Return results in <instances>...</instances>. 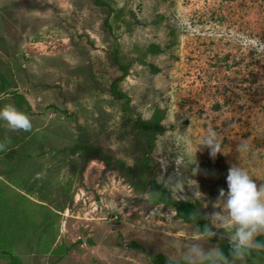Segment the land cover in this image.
Wrapping results in <instances>:
<instances>
[{
    "label": "rangeland",
    "instance_id": "obj_1",
    "mask_svg": "<svg viewBox=\"0 0 264 264\" xmlns=\"http://www.w3.org/2000/svg\"><path fill=\"white\" fill-rule=\"evenodd\" d=\"M129 113L158 122L155 177L212 232L264 226V0H0V264H264L220 258L174 206L87 158L136 167Z\"/></svg>",
    "mask_w": 264,
    "mask_h": 264
},
{
    "label": "trees",
    "instance_id": "obj_2",
    "mask_svg": "<svg viewBox=\"0 0 264 264\" xmlns=\"http://www.w3.org/2000/svg\"><path fill=\"white\" fill-rule=\"evenodd\" d=\"M118 65L119 73L114 75L110 87L113 95L123 101V107L127 112L128 96L120 88V82L129 73V67L123 63L118 56L114 57ZM16 81L12 78H2V89L7 90L8 87H16ZM16 97L21 98L19 102H23V96L16 90ZM127 125L134 134L136 140V167L133 168L127 164L125 160L106 152L100 148L87 147V158L94 157L103 158L110 166L121 168L135 183L141 184L143 189L152 192V197L156 201L175 207L176 213L179 217L187 222L195 223L198 228L211 240L216 241L219 247V257L227 258L232 255H240L242 257H255L264 255V226L254 227L243 240H236L228 237L220 236L212 232L205 219L198 210L200 202L185 197L174 196L170 189L166 188L163 182H159L155 177L154 168L151 164V156L154 145L155 135L158 129V122L150 121H135L130 113L126 119ZM137 247H142L141 244L133 242ZM152 261L155 264H190L188 259H173L163 252H155L152 254ZM9 264H22L16 255L10 256Z\"/></svg>",
    "mask_w": 264,
    "mask_h": 264
}]
</instances>
